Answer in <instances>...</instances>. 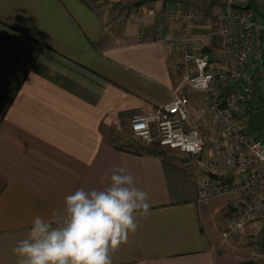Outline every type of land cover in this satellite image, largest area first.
<instances>
[{
  "label": "crops",
  "instance_id": "1",
  "mask_svg": "<svg viewBox=\"0 0 264 264\" xmlns=\"http://www.w3.org/2000/svg\"><path fill=\"white\" fill-rule=\"evenodd\" d=\"M126 19L93 0H0V264L33 219H62L64 198L78 188L103 189L124 167L148 194L149 214L112 264H244L221 231L236 214L234 197L197 200L190 155L133 137L130 117L184 91L188 111L217 134L201 94L182 82V50L162 42L183 23L164 11H226L227 0H152ZM149 2V3H150ZM261 13L264 0H235ZM152 10V13L149 11ZM194 50L214 65L221 39L214 23L191 24ZM239 49L240 30L232 27ZM233 85L226 82L220 95ZM231 211V213H230Z\"/></svg>",
  "mask_w": 264,
  "mask_h": 264
},
{
  "label": "built area",
  "instance_id": "2",
  "mask_svg": "<svg viewBox=\"0 0 264 264\" xmlns=\"http://www.w3.org/2000/svg\"><path fill=\"white\" fill-rule=\"evenodd\" d=\"M227 5L230 8L226 11L208 13L180 6L166 10V18L180 20L183 27L161 37L162 42L181 48L182 82L201 94L217 134L189 114L188 95L178 90L170 101L152 111L134 113L129 128L145 145L190 155L199 170L198 201L234 197L236 214L221 231L223 238H232L249 222L264 220V138L247 127L259 97L264 107V3L261 13L237 5L235 0H227ZM195 21L216 25L221 39L219 64H212L205 53L194 50L191 24ZM235 25L240 30V43L231 61ZM226 82L233 89L222 97L221 86Z\"/></svg>",
  "mask_w": 264,
  "mask_h": 264
},
{
  "label": "clouds",
  "instance_id": "3",
  "mask_svg": "<svg viewBox=\"0 0 264 264\" xmlns=\"http://www.w3.org/2000/svg\"><path fill=\"white\" fill-rule=\"evenodd\" d=\"M103 189L78 188L64 198L58 221L33 219L27 238L12 249L17 264H112L109 252L138 230L147 217L148 194L124 167L114 166Z\"/></svg>",
  "mask_w": 264,
  "mask_h": 264
},
{
  "label": "rangeland",
  "instance_id": "4",
  "mask_svg": "<svg viewBox=\"0 0 264 264\" xmlns=\"http://www.w3.org/2000/svg\"><path fill=\"white\" fill-rule=\"evenodd\" d=\"M103 6H107L113 18L126 19L136 9L139 3L150 5L152 0H93ZM150 2V3H149ZM250 131L258 132L264 138V107L259 97L253 107V116L248 121ZM142 143V142H141ZM191 158V157H190ZM231 213V211H230ZM225 239V238H224ZM235 243L242 255L237 259L244 264H264V220H253L246 224L240 233L232 238H226Z\"/></svg>",
  "mask_w": 264,
  "mask_h": 264
}]
</instances>
